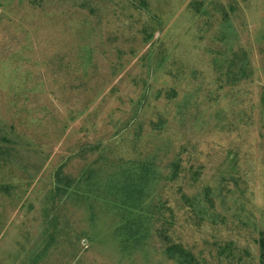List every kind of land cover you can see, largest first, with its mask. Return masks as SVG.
Segmentation results:
<instances>
[{
  "label": "rangeland",
  "instance_id": "1",
  "mask_svg": "<svg viewBox=\"0 0 264 264\" xmlns=\"http://www.w3.org/2000/svg\"><path fill=\"white\" fill-rule=\"evenodd\" d=\"M158 197L184 264H260L264 0H0V264H181Z\"/></svg>",
  "mask_w": 264,
  "mask_h": 264
},
{
  "label": "trees",
  "instance_id": "2",
  "mask_svg": "<svg viewBox=\"0 0 264 264\" xmlns=\"http://www.w3.org/2000/svg\"><path fill=\"white\" fill-rule=\"evenodd\" d=\"M147 167L149 168L150 166ZM147 167L145 166V168L143 169L144 172H148ZM170 168L172 169V176L170 177V179L168 178V181L166 182H174V180L179 176V164L177 162L172 163V166ZM182 197H184V195H182ZM162 199L163 198L160 199V197H158L156 200H154L153 205L149 207L151 211V218L152 220H155L154 234L156 235V237H158V240H160V243L163 245V248L169 254L170 258L175 257L181 264H184L186 262H194L192 253L187 250V248L180 242L172 239V226L174 225L175 220L172 217L171 223L166 219L165 215L163 214V210H167L165 208L166 201H162ZM169 209V213L171 212L173 216V210L171 208ZM187 210L189 212V209ZM257 244L259 248V262L260 264H264V232H261L259 234Z\"/></svg>",
  "mask_w": 264,
  "mask_h": 264
}]
</instances>
